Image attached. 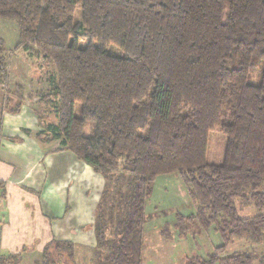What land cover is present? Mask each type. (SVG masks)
I'll use <instances>...</instances> for the list:
<instances>
[{
  "label": "trees",
  "instance_id": "obj_1",
  "mask_svg": "<svg viewBox=\"0 0 264 264\" xmlns=\"http://www.w3.org/2000/svg\"><path fill=\"white\" fill-rule=\"evenodd\" d=\"M1 19L16 23V48L53 67L42 101L51 102L58 122L47 125L44 138L38 131L37 140L58 143L104 178L92 264H142L153 183L171 173L197 210L176 213L170 225L181 234L191 225L213 226L221 239L212 252L183 261L264 264L257 246L264 242V212L241 216L237 205L264 209V0H0ZM4 53L0 36L2 84ZM18 90L6 99L13 114L22 105ZM88 122L91 136L83 133ZM213 130L226 136L220 164L206 162ZM110 182L124 199L121 212H112H120L117 225L113 218L96 221L111 197ZM105 224L117 230L100 248ZM170 225L162 236H171ZM233 239L249 244L225 254ZM74 247L52 240L37 264H77ZM19 262L20 254H0V264Z\"/></svg>",
  "mask_w": 264,
  "mask_h": 264
},
{
  "label": "crops",
  "instance_id": "obj_2",
  "mask_svg": "<svg viewBox=\"0 0 264 264\" xmlns=\"http://www.w3.org/2000/svg\"><path fill=\"white\" fill-rule=\"evenodd\" d=\"M28 110L22 104L13 114L1 100L0 254H20L18 264H37L49 242L68 241L78 263L80 252L96 246L95 209L104 178L71 151L40 143L38 119ZM220 243L216 233L213 247Z\"/></svg>",
  "mask_w": 264,
  "mask_h": 264
},
{
  "label": "rangeland",
  "instance_id": "obj_3",
  "mask_svg": "<svg viewBox=\"0 0 264 264\" xmlns=\"http://www.w3.org/2000/svg\"><path fill=\"white\" fill-rule=\"evenodd\" d=\"M80 7L74 10V19H80ZM0 36L5 42L6 70L8 74V82L0 83L4 88L0 87V105L1 100L6 104V99L11 97L12 92L17 91V97L20 96L21 104H24L26 109L31 112L38 120V129L42 130V138L47 136V125L56 124L57 118L52 112L51 102H43L42 98L48 93L49 85L48 78L54 72L50 63L45 62L41 57H31L24 53L21 48H16L18 43V30L15 22L11 20H0ZM112 52L119 53L112 46L109 47ZM120 54V53H119ZM263 63L258 65L257 71L252 73V82L257 84L260 79ZM41 100V101H40ZM4 106V103L2 104ZM11 107V106H10ZM9 107V108H10ZM37 114V115H36ZM74 114L80 115V105L76 104ZM94 132V124L88 122L84 128V135L91 136ZM50 136V135H49ZM226 136L217 130L208 133L206 162L210 164H220L223 161L225 150ZM56 148L58 143L51 145ZM112 194L103 204V209L97 211L96 221L101 223L102 219L107 222H116L117 216L123 207V200L117 196L116 184L111 183ZM120 189V187H119ZM124 190V189H123ZM123 192V191H122ZM241 200L237 201L238 210L241 216L255 215L263 213L264 209L253 210V205L241 206ZM197 204L192 203L187 196V189L181 179L175 174H164L158 176L153 183L152 195L146 205V222L145 236L142 247V264H187L188 259L194 257L193 253L205 256L212 252L213 244L212 237L216 234L213 226L206 228L205 226L191 225L188 226L183 233H179V229L170 225L174 221L176 213L185 215L192 214L197 210ZM128 206V203L126 204ZM119 210L118 213L112 212ZM252 213V214H251ZM109 215V216H108ZM101 216V217H100ZM122 215L120 214L119 217ZM222 217H220L221 219ZM109 223V222H108ZM113 224V223H112ZM164 224H169L171 236L166 238L160 234V230ZM105 233L99 236L100 248L112 244V238L116 230L114 225L105 224ZM95 227V224H94ZM119 231V229H118ZM101 238V239H100ZM249 241L243 239H233L225 251L229 254L230 251H235L243 247H247ZM264 249V242L257 245ZM230 247V248H229ZM192 254V255H191ZM184 255L188 257L187 261H183ZM6 257V255H5ZM79 262L77 264H92V252H80L78 254Z\"/></svg>",
  "mask_w": 264,
  "mask_h": 264
}]
</instances>
